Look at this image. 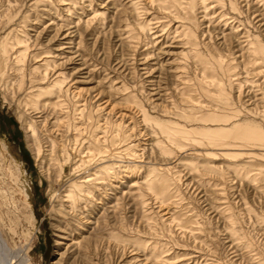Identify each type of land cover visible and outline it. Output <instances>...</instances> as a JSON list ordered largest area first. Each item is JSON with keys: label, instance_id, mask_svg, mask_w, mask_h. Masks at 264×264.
<instances>
[{"label": "rangeland", "instance_id": "rangeland-1", "mask_svg": "<svg viewBox=\"0 0 264 264\" xmlns=\"http://www.w3.org/2000/svg\"><path fill=\"white\" fill-rule=\"evenodd\" d=\"M49 1H53L51 6H54L58 12L60 11L61 17L56 18L61 22L69 19L75 25L80 17L79 14L82 13L85 15L84 17H88L94 10L104 13L106 17L104 21H97L90 27H80L79 38L76 35L75 43L82 39V48L80 47L77 52L83 55L85 65L84 67L79 65L67 67L69 70L73 66L78 69L86 68L76 75L75 81L80 83L74 87L83 90L82 99L87 102L85 116L79 117L76 111L79 108L77 107L80 105L79 102L70 98L67 99L63 106L67 109V114L64 117L68 119L66 118V123L59 129L53 128L51 134L58 143V147L60 146L59 149L63 147L62 149L68 151L70 159L67 164L64 162L66 159L63 154H60L62 152L57 150L55 153L53 152V165H50L51 153L46 152L49 149L48 145L44 144L47 135L44 133V128L40 129L38 136L42 141L40 156L36 153L31 140L28 139L29 134L24 128V118L20 117L21 106L18 109L14 103L5 101L3 92L0 90V235L5 245V247H0V264L18 254L20 255L19 264H130L128 261L135 256H139V260H144V256H142L144 249H147L149 247L147 244L153 240L159 241L167 247L169 257H166V261L163 263L151 262L148 264H192V260L197 264H209L211 262L213 264H257L253 258V253H248L245 250L239 251L238 257L232 258L235 248L226 233L227 225L225 223V214L227 215L229 211L224 209L225 205L221 206L220 204L223 200L227 201V205H231V212L234 213L244 207L233 206L236 201L233 192L229 189V185L232 183L228 180L225 181L223 172H209L205 176L189 178L187 182L184 181L185 178L183 177L182 183H174L173 180L167 183L165 179L169 176L163 171L166 168L159 165L157 167L158 172L166 176L163 177L166 183L162 182L166 191L165 206L159 209V205L151 199L149 200L150 207H148L151 209L150 213L146 212L147 209H142L141 206L136 205L138 199L135 202L133 200L135 194L138 193V188L140 189L139 183H142L143 177L148 173V168H150L148 163L154 165L152 162L155 164L160 162L156 154L149 153V148H146L145 154L137 152V155L132 157L122 155L117 165L119 169L115 170L116 174H110L109 178H104L103 190L102 188L99 191L91 189L92 195L87 201H93V207L84 209L82 208L84 204H79L81 210L73 214H68L64 208H60V205L66 206L62 196L68 190L69 184L76 181L80 176L82 177V174L86 172L85 168L74 170L79 161L80 148L77 146H80L79 142L82 139L96 133L98 124L103 125L105 120L111 128V126L121 123L119 130L121 129L120 132L124 133L125 138L128 139L125 144L137 140L139 147L145 143L149 145V136L147 135L150 134V131L140 123L138 105L144 106L150 113L153 111L160 113L163 106H168V102L165 101V98L160 100L159 96L148 101L152 93L148 95L146 91L154 90L156 87L147 85L149 83H144V80L159 81L161 89L168 88L173 101L177 105L179 104V107L185 103L182 102L184 97L180 96L179 89L176 90V81H174V68L180 67L177 62L180 61L178 54L180 49L178 48L181 47L178 40L171 44V38L174 35H171L169 42L162 46L161 50H158V47L155 50L149 44V41L157 36L156 34L151 37L148 35L149 33L141 36L136 45H129L125 40L124 30L127 26L137 29L152 17H163L158 6L150 5L149 1L146 0H138L143 2L139 5V14L136 12L134 15L132 7L128 4L129 0H91V3H89L90 0H64L62 5L68 4L70 6L73 4L72 11L73 7L76 6L75 12L69 18L67 11H62L64 6L59 3L62 0H59L58 4V0L56 2L55 0ZM222 1L226 11L229 10V1L233 2V0ZM237 1L243 13L242 21H246V18L249 17L248 19L252 22H249V26L248 23L244 25L251 32L255 30V34L259 35L264 42V26L256 24L254 25L257 27L256 29L252 27L256 21L253 22L251 14L255 10L256 5L254 3L257 0H251V2L249 0ZM3 2L4 0H0V3ZM89 4L92 5L91 9L87 7ZM38 8L39 10L50 9V5H41ZM145 10L147 15H145ZM200 12L201 10L196 6L193 11L182 10L177 15L180 20L183 19V22L188 21L193 28L202 24L201 29H205L206 33L208 24L206 25V22L200 23L202 16ZM23 13H26V10H23ZM175 13L173 12L172 17L165 20L166 32L173 33L177 27L172 21V18L176 16ZM148 15L152 17H148ZM102 23L104 27H102ZM213 26H209L207 29L212 35V42L210 43L207 37L202 40V33L200 30L198 31L201 42L208 43L211 50L213 48L221 54H226L232 50L235 52L234 57H238L241 53L236 48L238 42L235 36L227 27L223 28V25L216 26L213 24ZM153 32L155 31L153 30ZM160 34L158 33V35ZM163 37L164 35L157 39L159 45L163 43ZM53 47L55 48L54 45ZM145 50H147L146 53L155 50V58L149 61L150 66L155 67L157 63H162L161 69L157 68L152 73L153 76L147 77L150 79H144L143 67L138 62L140 58L137 53L135 54V51L140 54ZM236 61L240 62V59H236ZM10 73L3 68L2 74L4 76ZM193 73L194 70H189L190 75ZM1 81H4V77ZM120 85L123 87L121 88ZM109 86L112 89H109ZM27 88L26 81L24 89ZM116 88H120V90L116 91ZM13 93H15L14 90L10 91V97ZM186 95H191L193 99L199 98L193 86L187 90ZM235 95L233 94L234 97H236ZM133 96L136 101L132 99L129 101L128 98ZM101 107H103L102 111L99 109ZM87 112H89L88 115ZM130 113L133 117L132 123L127 118L121 117L122 114L130 115ZM27 117L25 116V118ZM132 128L133 131L131 132ZM128 130L129 132H127ZM106 131H110V129L107 128ZM82 133L84 135L81 137ZM76 139L79 141L78 145L74 143ZM146 147H150V145ZM181 156L183 163L193 160L192 157H187L188 155ZM169 161V165H171L172 160ZM194 161L196 162L195 159ZM60 163L63 165V172L58 176L59 167L62 166ZM57 164L59 165L56 166ZM160 166L162 168H159ZM204 166L208 167L205 164ZM169 168L172 167L169 166ZM177 170L179 169H169L173 176ZM180 171H183L181 172L183 176L187 172L182 168ZM187 184L189 186H186ZM235 185L234 192L240 191L243 194L251 210L259 215H264V196L253 191L245 183L236 182ZM242 185L244 186L242 187ZM217 189L223 190L220 193ZM108 202H112L113 206H118L116 210L113 209V214L105 210L108 207L106 204ZM212 204L215 207L220 205L221 208L218 207L219 209H217L218 213H213V210H210ZM165 213H168V216H163ZM241 213H243L241 221L244 222L240 221L239 224L249 233L254 244L253 247L264 253V224H260L262 223L260 219L250 216L251 213L249 215L246 211H241ZM169 216L176 219L174 224L163 220ZM96 218H99L98 222H95ZM77 221L80 223L77 224ZM177 221L183 225L185 231L182 233L175 225ZM110 233L121 235L123 241L117 243L111 240ZM134 241H140L144 247L136 248ZM243 241L239 242L242 243ZM188 254L195 259L190 262L187 261Z\"/></svg>", "mask_w": 264, "mask_h": 264}, {"label": "bare ground", "instance_id": "bare-ground-1", "mask_svg": "<svg viewBox=\"0 0 264 264\" xmlns=\"http://www.w3.org/2000/svg\"><path fill=\"white\" fill-rule=\"evenodd\" d=\"M143 1H128L134 15L136 12L139 14V5ZM146 1H149L150 5L155 4L158 6L163 17L148 15V17L152 18L141 27L134 29L127 26L124 30L125 40L129 45H136L141 36L149 33L148 35L151 37L156 34L157 36L152 38L149 44L151 48L156 50V47H158V50H161V47L169 42L171 35H174L171 38V44L178 40L179 45H181L178 48L180 49V53H178L180 61L177 62L180 67L174 68V81H176V90L179 89L180 96L184 97L182 102L185 104L179 107V104L177 105L173 101L172 94L168 88L161 89L159 81L144 80V83H149L147 85L156 87L154 90L146 91L148 95L152 93L148 101H152L153 98L159 96L160 100L165 98V101L168 102V106H163V110L160 113L153 111L152 113H156L155 115L150 113L144 106L137 104L140 123L145 129L150 131V134L147 133L150 147H146L149 146L146 143L139 147L137 140L136 142L125 144L128 139L125 138L124 133L120 132L121 129L119 130L121 123L110 128L109 123L104 120L103 125H100V123L97 127L95 126L97 129L96 131L93 130L96 132L94 135L82 139L81 142L77 139L74 142L76 145L79 142L80 145L77 146L80 148L79 161L74 170L85 168L86 172L82 174V177L80 176L76 181L69 184L68 190L62 196L66 206H63V204L60 205V208H64L68 214H73L81 210L79 204H84L82 206L84 209L93 207V201H87L92 195L91 189L99 191L102 188L103 190L104 178H109L110 174H116L115 170L119 169L117 165L122 155L132 157L137 155V152L145 154L146 148H149V153L156 154L160 162L156 164L152 162L154 165L148 163V167H150L148 168V173L143 177L142 183L138 184L140 189L138 188V193L135 194L133 200L134 202L136 199L139 200H137L138 203L136 205L141 206L142 209H147L146 212L151 213V209H148L150 207L149 200L153 199V202L159 205V209L165 206L166 191L162 182L167 181L169 183L173 180L174 183H182L184 178V181L187 182L189 178L205 176L209 172H223L225 181L228 180L232 183L229 185V189L233 192L234 200L236 201L233 206L244 207V210L234 213L231 212V205H227V201L225 202L223 199L224 202L221 200V203L220 201V205H225L224 209L229 211V214L227 212V215L225 214V223L227 225L226 233L235 248L232 258L238 257V252L245 250L248 253H253V258L257 264H264V253L253 247L254 244L250 239L249 233L239 224L243 218L241 211L248 212V215L251 213L252 215L250 214V216L260 219L262 222L260 224H264V215L260 213L261 216L251 210L247 200L240 191H237L238 193L234 192L235 184L238 182L240 184L245 183L253 191L264 196V42L259 35L255 34V30L251 32L244 25L248 23L249 26L251 21L248 19L249 17L246 18V21H242L243 13L237 0L229 1L228 12L222 0ZM249 1L251 2V0ZM52 2L49 0H22L21 2L20 0H4L3 3H0V90L3 92L5 101L11 104L14 103L18 109L21 106L20 117L24 118V128L29 134L28 139L31 140L39 156L42 141L38 136L40 129H45L44 133L47 135L46 139H44V144L48 145L49 150L46 152L49 151L51 153L50 165H53V152L55 153L57 150H60L62 152L60 154L65 157V164L70 159L68 151L62 149L63 147L59 149L60 146L58 147V143L51 136L53 128L59 129L66 123L67 117L64 116L67 114V109L63 106L65 101L70 98L79 102L80 105L77 106L79 108L74 107L77 109L79 117L85 116L84 113L87 111V102L82 99L83 90L74 87V85L80 83L75 81L76 75L86 68L78 69L75 66L70 70L67 68L72 65H79L80 67L85 65L83 55L77 52L80 47L82 48L83 42L82 39H79L78 43H75L76 35L79 38L80 27H90L97 21H104L106 17L104 13L94 10L88 17H84L85 15L82 13L79 14L80 17L75 25L69 19L61 22V20L56 18L61 17L60 11L58 12L54 6H51ZM58 2L59 0L57 4ZM62 2L65 1L62 0L59 3L61 4ZM91 2L90 0L89 3ZM41 5H50V9L39 10L38 7ZM67 5H62L65 8L62 11H67L68 17L71 18L76 6L73 7L72 11L73 4ZM254 5L256 7L251 15L253 16V22L254 20L256 22L252 27L256 24L264 26V0H257ZM196 6L201 10L200 23L206 22V25L208 24L206 33L205 29H201L202 24L193 28L188 21L183 22V19L180 20L178 16L182 10L193 11ZM87 7L91 9L92 5L89 4ZM84 9L86 10V7ZM23 10H26V13L22 14ZM173 12H176V16L172 18V21L177 27L171 34L165 30L167 27L165 20L172 17ZM145 15H147L146 10ZM213 24L216 26L223 25V28L227 27L235 36L238 42L236 48L241 53L238 57H234L235 52L232 50L227 53L225 51L226 54H221L213 48L211 50L208 43L201 42L199 30L202 33V40L207 37L209 38V43L212 42V35L207 29ZM256 28L254 27V29ZM30 33L33 35L31 36ZM158 33L161 34L158 35ZM163 35V43L159 45L157 39L162 38ZM155 50L147 53V50H145L140 54L135 51V54L137 53L140 58L138 62L143 67L142 71H144V74L142 75L145 76L144 79L153 76L152 73L157 68L161 69L162 63H157L155 67L149 64V61L155 58ZM236 59H240V62L236 61ZM3 68L11 73L4 76L2 74ZM189 70H194V73L190 75ZM3 77L4 81L2 82ZM18 79L19 82L17 83ZM26 81L28 88L24 89ZM192 86L198 93V99H193L191 95H186L187 90L192 88ZM109 87V89H112L111 86ZM13 90L15 93L10 97V91ZM118 90L120 88H116V91ZM124 90L126 91V89ZM233 94H236V97ZM134 96L129 97L128 100L136 101ZM99 109L102 111L103 107ZM64 110L66 111L64 112ZM88 114L89 112H87ZM25 116L28 117L25 118ZM121 117L127 118L131 123L133 122L131 113L130 115L122 114ZM88 118L90 119L91 117ZM107 128L110 131H106ZM78 130L80 131L79 128ZM83 135L82 133L81 137ZM181 155H188L187 157H192L193 160L183 163ZM169 160H172L171 165H169ZM220 161L222 162L219 163ZM204 164L208 165V167H205ZM159 165L166 168L163 171L168 174L169 178L165 179V181L163 177L166 176L158 172L157 167ZM161 166L159 168H162ZM169 166L172 168H169ZM59 168L58 176L63 172V165ZM173 168L179 169L174 172V176L169 171V169ZM181 168L187 171L184 176L181 174L183 172L180 171ZM221 176L223 177L222 174ZM186 186H189V184ZM222 190L217 189L220 193ZM116 201L118 203V200ZM106 204H108V207L105 210L109 213L112 212V214L114 213L113 209L116 210L118 207L113 206L112 202ZM210 207L213 213H218V207L213 204ZM163 216H168V213ZM163 220L174 224L176 219L173 216H169ZM98 221L99 218H96L95 222ZM148 222L150 225V220ZM241 222L243 223L244 221ZM79 223L80 221H77V224ZM175 225L179 228L180 233L185 231L180 221H177ZM110 239L117 243L123 241V237L116 233H110ZM241 240L244 241L240 243L239 241ZM134 243H136L135 247L138 249L144 247V244L140 241H134ZM147 245L149 247L144 249L142 254L144 260H139V256H135L130 258L128 262L130 264L163 263L166 261V257H169V250L161 242L153 240ZM0 247H5L1 235ZM19 259L20 255L18 254L10 260L1 263L19 264ZM192 259L195 258L188 254L186 260L190 262ZM192 264L197 263L192 260Z\"/></svg>", "mask_w": 264, "mask_h": 264}]
</instances>
